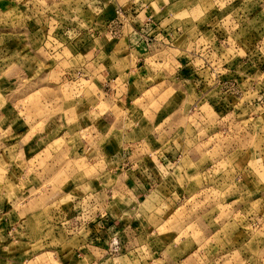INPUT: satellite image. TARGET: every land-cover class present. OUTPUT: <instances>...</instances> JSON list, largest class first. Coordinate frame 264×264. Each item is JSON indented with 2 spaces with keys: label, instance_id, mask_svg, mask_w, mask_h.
<instances>
[{
  "label": "rangeland",
  "instance_id": "1",
  "mask_svg": "<svg viewBox=\"0 0 264 264\" xmlns=\"http://www.w3.org/2000/svg\"><path fill=\"white\" fill-rule=\"evenodd\" d=\"M101 1L0 0V264H86L83 213L132 221V264H264V0H151L126 106L97 75L133 56L97 46L130 25Z\"/></svg>",
  "mask_w": 264,
  "mask_h": 264
},
{
  "label": "crops",
  "instance_id": "2",
  "mask_svg": "<svg viewBox=\"0 0 264 264\" xmlns=\"http://www.w3.org/2000/svg\"><path fill=\"white\" fill-rule=\"evenodd\" d=\"M126 1L129 3L134 2L133 0H105V2H112L115 5L113 8H121L122 12L118 14L119 21L122 22V20H125L129 22V24L126 25H130V28L125 30V23L123 21V25L120 26L121 29L118 30L119 33H116L114 36L113 40L115 42L113 46H110V42L106 44L102 43L97 46L99 52L101 53H103V51L107 52L109 49L113 51L114 46H121V48L127 49L130 52V55L133 56L134 68L127 69L126 71L124 69L121 72L112 71L109 69L112 65L110 60H105L104 63L103 60L101 61L104 71L101 75L97 76L99 77V80L102 81L103 87H106L105 91L102 92V94H104L103 98L107 99L112 104H117L118 106H126L127 103L131 102L133 95L130 91V88L137 80L142 79L145 75L143 72L145 71L146 67L143 63H140L139 60H145V57L149 56L151 51L149 49L151 42L162 37V33H164V30H161V26L164 23L148 12L149 10L152 11L151 5L153 1L135 0V2H138L139 5L133 11V13H135V11L138 10V13L135 15H133L132 12L128 14V12H125L127 11L126 9H122L123 3ZM98 2L102 3L101 0H98ZM131 7H134V5ZM158 7L162 8V5L159 4ZM147 13L149 14V17H154L153 22H149ZM114 16L117 17L115 14ZM160 19H162V17ZM157 21H159V26L155 25ZM83 33L85 35L88 32ZM107 33L113 35L111 30H109ZM90 36H92V33ZM104 55L111 56L107 55L106 53ZM111 60L113 61V59ZM132 62L133 61L129 60V64ZM19 128L20 130H27L25 120L23 124H20ZM8 130L11 133L15 129L14 127L12 128L8 125ZM18 141L21 143V140ZM23 147L24 146H22V148ZM101 174L102 173H100L99 176H101ZM136 184L138 185V183ZM98 185L99 188L97 192L100 194L105 190V183L103 184L99 178ZM71 210L72 206H67L66 211L57 212L56 223L64 224V222H70L73 216ZM104 214L105 213L100 214L96 218L92 219L89 215H85V213H83L84 218L82 217V219L86 222H83L82 226L92 227V229H90L92 234L88 239L79 240L78 244L74 246L73 251L75 253L78 251V256H83L82 260H86V264H90L91 262L100 264L107 260L114 261L115 264H119L116 263L119 259L128 261L130 264H132L129 252H133L134 250H138L140 248L136 247V245H139L140 241L136 226L132 223V221H130V224H124V221H122L120 218L112 216L110 213H108L106 216H104ZM94 226L96 229L93 228ZM114 241H116L117 245L114 247V253L110 254V249L112 246H114ZM123 252L128 253V255L126 256L123 254ZM146 263L153 264L151 263V259H149V261Z\"/></svg>",
  "mask_w": 264,
  "mask_h": 264
},
{
  "label": "built area",
  "instance_id": "3",
  "mask_svg": "<svg viewBox=\"0 0 264 264\" xmlns=\"http://www.w3.org/2000/svg\"><path fill=\"white\" fill-rule=\"evenodd\" d=\"M113 244L117 245V244H116V241H114Z\"/></svg>",
  "mask_w": 264,
  "mask_h": 264
}]
</instances>
